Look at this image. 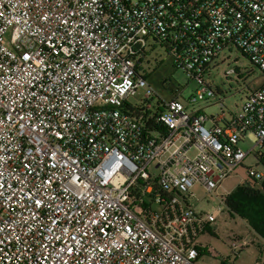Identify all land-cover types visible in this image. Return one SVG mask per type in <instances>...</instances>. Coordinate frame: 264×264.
I'll return each mask as SVG.
<instances>
[{"label": "built area", "instance_id": "2783aa9c", "mask_svg": "<svg viewBox=\"0 0 264 264\" xmlns=\"http://www.w3.org/2000/svg\"><path fill=\"white\" fill-rule=\"evenodd\" d=\"M158 46L198 83L186 101L141 73ZM231 49L264 73V0H0V264H197L221 205L191 188L264 147V86L195 106Z\"/></svg>", "mask_w": 264, "mask_h": 264}, {"label": "rangeland", "instance_id": "374dc122", "mask_svg": "<svg viewBox=\"0 0 264 264\" xmlns=\"http://www.w3.org/2000/svg\"><path fill=\"white\" fill-rule=\"evenodd\" d=\"M139 66L148 82L162 95L172 97L174 96L172 92L178 91L183 101H186L190 95H195L198 83L190 79L182 69L173 66L171 58L163 47L147 50ZM227 69H235V73L225 75ZM209 83L215 94L205 100L201 99L204 97L197 96L195 106H204L207 100L210 104L202 108L206 114L218 112L220 108L234 112L240 108L249 91L264 86V73L239 51L231 49V53L223 54L217 65L211 69ZM240 146L247 150L250 145L244 142ZM249 168L264 173V167L256 161L253 154H249L222 181V187L217 191L208 193L198 184L191 188L193 197L190 198V202L196 208L212 211L217 205H221L214 223L197 238L203 248V253L197 258V264H221L222 259L226 264L264 262V239L256 236L243 219L229 213L220 203V194H227L240 182L251 181L247 171ZM231 237L239 238L240 241L245 240L247 243L246 246L237 248L238 255H234L230 250ZM208 249L211 250L210 253Z\"/></svg>", "mask_w": 264, "mask_h": 264}, {"label": "trees", "instance_id": "16d2710c", "mask_svg": "<svg viewBox=\"0 0 264 264\" xmlns=\"http://www.w3.org/2000/svg\"><path fill=\"white\" fill-rule=\"evenodd\" d=\"M253 155L264 167V147ZM223 205L229 213L243 219L256 236L264 239V176L251 177L250 182L235 185L223 197Z\"/></svg>", "mask_w": 264, "mask_h": 264}]
</instances>
